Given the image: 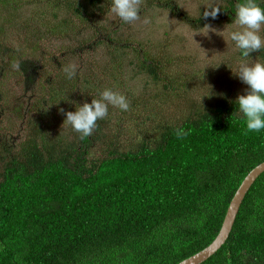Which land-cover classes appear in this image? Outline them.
<instances>
[{
    "label": "trees",
    "instance_id": "16d2710c",
    "mask_svg": "<svg viewBox=\"0 0 264 264\" xmlns=\"http://www.w3.org/2000/svg\"><path fill=\"white\" fill-rule=\"evenodd\" d=\"M101 1L88 3L97 7ZM256 2L264 8V0ZM32 4L0 0V10L9 13L6 22H0L5 65L14 64L6 49L14 45H6L4 26L10 28L21 9ZM48 6L44 22L50 16L56 20L32 28H43L50 40L71 41L65 29L75 28L58 18L62 7L84 23L86 7L70 0L50 1ZM225 10L234 14L235 2ZM31 25L26 23L20 32L31 33L19 47L23 53L40 49L34 48ZM99 29L90 39H81L77 48H60L63 59L47 54L44 67L26 60L19 63V75L9 73L22 76L26 88H37L31 95L20 91L15 110H28L38 118L28 122L31 132L21 146L6 140L1 145L0 264H178L214 241L237 189L264 162V129L244 134L237 97L218 98L182 120L159 125L155 140L144 139L127 149L119 132H105L111 124L110 106L90 137L81 139L70 125H63L66 115L61 108L74 112L99 99L105 88L114 89L106 81L99 86L91 82L95 69L98 77L107 72L98 69L103 50L112 54L110 65L118 68L108 77L121 76L123 66L115 61H123L124 51H133L136 73L161 80L151 52L130 48V38H123L118 28ZM258 51L264 59V48ZM70 64L77 66L73 79L63 71ZM34 72L36 78L31 77ZM47 72L48 86L46 81L37 83ZM5 75V69L0 71V81ZM118 80L115 88L128 89ZM3 85L0 82V103L6 98ZM124 92L128 97L129 90ZM8 106L13 108L12 103ZM52 122L58 123L52 127L61 129L58 133L51 129ZM177 129L188 135L177 138ZM95 146L103 147L96 156L91 152ZM203 264H264V173L247 193L227 242Z\"/></svg>",
    "mask_w": 264,
    "mask_h": 264
},
{
    "label": "rangeland",
    "instance_id": "374dc122",
    "mask_svg": "<svg viewBox=\"0 0 264 264\" xmlns=\"http://www.w3.org/2000/svg\"><path fill=\"white\" fill-rule=\"evenodd\" d=\"M27 1L33 4L21 9V13L13 19L14 23L10 28L7 25L4 26L8 34L3 36L8 38L6 45H14L6 48L9 51V58L14 60V64L5 65L0 57V71L5 69L6 72L5 77H2L4 81H0L4 84L3 89L6 93L5 100L0 103L2 106V110H0V154L1 145L5 140L12 146H15L13 143H17L18 147L21 146L25 137L29 136L31 132L28 122L38 118L36 114L26 112L28 110L18 112L15 110L16 106L20 104V101L16 100L20 91L29 92L31 95L37 90L33 87L34 84H31L32 87L26 88L22 76L13 75L21 73L19 63L28 60L33 65L44 67V61H46L44 56L47 54L63 59V54L59 52L60 48H77L81 39H90L94 34V29H97V32L102 31L99 29L101 27L118 28L125 34L123 38L127 36L130 38L128 45L130 48H143L151 52L153 58L157 60L158 72L161 77V80H157L145 74H137L136 64L132 61L134 54H130L133 51H124L123 55L120 54L125 56L122 62L113 59L118 65L123 66L120 71L121 76L118 78L128 87V89L121 88L119 90L115 88L120 85L118 78L108 77L110 73L116 74L118 69L110 65L112 54L106 55L105 50L101 52L102 58L99 61L98 69L102 67L107 72L98 77V70L95 69L94 75L96 74V76L91 82L99 86L103 81H106L111 87H114L113 91H117L127 98L130 107L125 111L126 113L108 105V108L110 106L113 111L110 110L112 112L109 121L111 124L105 126V132L111 130L115 134L120 133V142L125 146V149L131 148L132 144L144 139L155 140L159 135L160 130L155 131L159 125L182 120L193 111L208 106L218 98L237 97L248 89V85L233 73L239 62L244 59L241 50L236 48L235 43L229 37V33L236 30V26L233 24L235 13L231 15L225 8L230 6L231 1L236 5L237 1L235 0H215L220 6V12L224 13L215 19L203 17V12L206 10L205 5L209 0H143L139 13L140 19L132 24L123 22L111 11L112 0H102L97 7L91 6L88 3L89 0H70L77 6L81 4L86 7L85 17L88 21L86 20L84 23L83 19L63 6L62 13L58 18L71 21L72 25L70 26L75 28L73 32L72 29H65L66 34L70 36L67 38L71 39V41L65 42L55 37L50 40L43 28H32L38 24H46L47 27L48 23H53L56 20L52 16L48 20L45 17V22L43 20V13L47 14L50 9L48 2L54 0H25V2ZM99 8L100 12L92 13ZM7 14L9 13L6 10H0L1 23L4 24V21L6 22V19L9 18ZM146 18L150 21L149 23L144 22ZM195 21H199V23ZM28 22L33 24L30 28L35 32L34 48L39 45L40 49L27 48L25 49L26 53H23L24 48L20 49L19 47L22 46L25 35L30 36L31 33L20 32L27 28L26 23ZM52 23L50 24L52 25ZM205 25H209L214 31L208 32V29L204 28ZM101 35L104 36L105 33L102 32ZM260 35L264 39V26L261 28ZM44 48L45 50H43ZM247 59H257L264 63L259 51L250 53V57ZM36 75L38 72L31 74V77L36 78ZM50 78L48 72L46 77L45 73H42V77H37V83L46 81L48 86ZM125 90H129V98L125 94ZM10 103L13 104L11 109L8 106ZM56 126L58 123H51V129L57 130L58 133V130L61 129L52 128ZM18 138L19 142H17ZM101 148L103 147L95 146L91 150L92 154L98 155Z\"/></svg>",
    "mask_w": 264,
    "mask_h": 264
},
{
    "label": "clouds",
    "instance_id": "9594fccd",
    "mask_svg": "<svg viewBox=\"0 0 264 264\" xmlns=\"http://www.w3.org/2000/svg\"><path fill=\"white\" fill-rule=\"evenodd\" d=\"M142 3L143 0H112L111 11L123 22L132 24L140 19ZM205 8L203 12L205 19L208 17L215 19L220 12V6L215 0H209ZM144 22L149 23L150 21L146 18ZM233 24L236 30L231 31L229 37L244 57L233 73L248 85L246 94L238 95L236 99L239 112L242 113L246 125L244 134L247 135L249 132H259L264 129V63L257 59H247L250 53L264 48V39L260 35L261 28L264 26V8L256 0H242L236 3ZM204 28L208 29V32L214 31L209 25H205ZM63 71L68 79H73L77 66L67 65ZM99 96V99L93 98L91 103L85 102L82 106L79 105L74 112L65 113L63 108L60 109V112L66 115L63 125L65 123L70 125L74 131L81 134V139L92 136L97 127V121L107 117L108 105L123 111H127L130 107L125 95L112 89L105 88ZM175 134L177 138L188 135L183 129H177Z\"/></svg>",
    "mask_w": 264,
    "mask_h": 264
},
{
    "label": "water",
    "instance_id": "95a60500",
    "mask_svg": "<svg viewBox=\"0 0 264 264\" xmlns=\"http://www.w3.org/2000/svg\"><path fill=\"white\" fill-rule=\"evenodd\" d=\"M263 173H264V162L259 164L254 169H252L249 172V174L245 177L239 188L237 189L236 193L234 194L228 206L221 229L217 237L214 239V241L203 250L190 256L189 258H186L185 260L181 261L178 264H203L222 248V246L227 242V240L230 237L238 213L240 211L241 205L247 193L249 192L250 188L253 186L255 181Z\"/></svg>",
    "mask_w": 264,
    "mask_h": 264
},
{
    "label": "flooded vegetation",
    "instance_id": "af4514ba",
    "mask_svg": "<svg viewBox=\"0 0 264 264\" xmlns=\"http://www.w3.org/2000/svg\"><path fill=\"white\" fill-rule=\"evenodd\" d=\"M235 1H237V0H235Z\"/></svg>",
    "mask_w": 264,
    "mask_h": 264
}]
</instances>
